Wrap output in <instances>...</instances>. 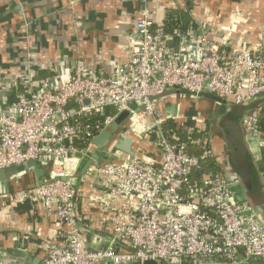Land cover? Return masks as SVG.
<instances>
[{
    "label": "built area",
    "instance_id": "2783aa9c",
    "mask_svg": "<svg viewBox=\"0 0 264 264\" xmlns=\"http://www.w3.org/2000/svg\"><path fill=\"white\" fill-rule=\"evenodd\" d=\"M140 1L128 61L103 74L78 59L71 78L18 92L13 102L0 104V170L31 161L52 163L49 179L8 199L54 205L59 220L72 227L66 244L50 242L37 264H145L158 259L170 264H264V223L252 206H239L227 178L232 172L226 154L216 153L209 137H190L191 145L204 147L199 155L189 151L188 142L171 140L159 104L172 89L209 92L233 104L264 96V26L253 49L229 56L205 37L194 49L184 44L171 49L164 29L154 25L149 0ZM106 108L113 112L105 113ZM123 111L146 128L144 135H157L159 153L137 149L129 156L115 142L101 151L102 164L95 161L81 175L92 182L99 179L103 188H93L92 200L105 211L120 197L133 198L130 206L136 209L130 222L121 208L111 218L115 240L127 248L90 250L76 226L80 188L75 182L81 164L97 153L94 139ZM96 113L101 118L90 122L88 117ZM261 119L260 110L244 115L245 139L262 135ZM128 134L125 130L121 137ZM208 158L218 170L203 171Z\"/></svg>",
    "mask_w": 264,
    "mask_h": 264
},
{
    "label": "crops",
    "instance_id": "0c3cea01",
    "mask_svg": "<svg viewBox=\"0 0 264 264\" xmlns=\"http://www.w3.org/2000/svg\"><path fill=\"white\" fill-rule=\"evenodd\" d=\"M141 5L140 0H0V104L13 102L18 92L71 78L78 59L96 72L111 73L131 55ZM149 6L154 25L166 30L171 49L181 44L194 49L205 37L229 56L234 51L251 50L261 40L264 0H149ZM170 19L180 26L188 21L189 27L172 32L166 25ZM225 102L194 97L182 89L169 90L159 100L160 109L163 116L167 110H174L175 116L163 118L162 125L175 123L188 143L190 137H209L210 147L226 154L224 133L217 123L218 115L229 110V102ZM259 110L264 119V96L251 111ZM152 134L134 136V151L159 153ZM245 142L264 179V133ZM189 145V151L199 155L201 146ZM37 181L35 172L27 170L7 187H0V260L41 261L50 242H67L72 227L59 220L54 205L30 200L16 204L8 199L9 194ZM77 181L76 226L87 247L127 248L115 240L111 218L121 208L124 219L132 221L136 214L130 206L133 198L120 197L105 211L92 200L93 188L99 191L103 185L81 175Z\"/></svg>",
    "mask_w": 264,
    "mask_h": 264
},
{
    "label": "water",
    "instance_id": "95a60500",
    "mask_svg": "<svg viewBox=\"0 0 264 264\" xmlns=\"http://www.w3.org/2000/svg\"><path fill=\"white\" fill-rule=\"evenodd\" d=\"M194 97L203 96L214 100L221 104H226L225 100L216 96L215 94L209 92H201L199 94H192ZM85 103L88 104L90 101L88 99L85 100ZM174 110H167L163 118H174ZM132 122L134 126H132ZM217 123L222 129L225 138L226 144V159L228 171L232 172L234 176L237 178V183L235 188L240 190L242 195L245 197L246 201L250 203L248 192L253 190V163L250 157V153L247 149V145L245 143V137L242 131V127L239 121L236 120L234 113L229 110H224L217 117ZM125 130H129L130 134L124 136L121 135L125 132ZM146 128L136 122L135 118H130L129 111H123L119 114V116L115 119L113 124L109 129L103 131L98 137L94 139L96 146L98 147L97 153L93 155V158L85 161L81 164V172L80 175L84 174L85 171L96 162L102 164L105 160L104 155L101 153L102 150L108 149L113 143H115V148L126 155L134 156V144L135 139L134 136H144L146 133ZM30 170L34 171L38 181L35 185L27 186L24 189H28L36 186L37 184L43 183L46 179L50 178V173L47 168V163L41 161H31L23 166H12L3 170H0V187L8 186L10 182L17 178L23 172ZM66 180V177H63ZM99 182V179H98ZM76 186H78V181L75 182ZM23 190V189H21ZM19 191V190H17ZM16 192V191H15ZM37 262H29L26 259H22L19 261H7L0 260V264H37ZM108 264H139V262H114L111 260H104ZM145 264H170L166 259H158V260H149L146 261Z\"/></svg>",
    "mask_w": 264,
    "mask_h": 264
},
{
    "label": "trees",
    "instance_id": "16d2710c",
    "mask_svg": "<svg viewBox=\"0 0 264 264\" xmlns=\"http://www.w3.org/2000/svg\"><path fill=\"white\" fill-rule=\"evenodd\" d=\"M172 16H169V18H171ZM178 23L172 19H170L169 22H167V28H170V31L173 32V29H179L181 30V32H184L185 30L188 29L189 27V22L185 21L183 23L182 26H180ZM164 29V28H163ZM165 33L166 30L164 29ZM167 34V33H166ZM262 102V96L255 98L251 101L242 103V104H233V103H228L227 104V108L229 109V111L234 113V116L236 118L237 121L240 122L241 127H242V119L244 117L245 114H247L248 112H250L252 109L256 108L258 105H260V103ZM105 113H111L113 112V110H111L110 108H106L104 110ZM102 115H100V113H96V114H92L88 117V120L90 122H94L95 120L101 118ZM163 129L166 133V135L173 141H183L186 136L185 133L181 130L178 129V127L175 125V123L173 122H168L165 123L163 125ZM243 131V128H242ZM260 131H262L264 133V119H261L260 121ZM244 134V131H243ZM245 137V135H244ZM157 135L155 133L152 134V139H154L155 141L157 140ZM246 143V142H245ZM204 150V147L201 146V150H198V154H202V151ZM251 157V155H250ZM252 159V163H253V190L248 192V197L250 200V203L248 201H246V199L242 196V194L234 187L236 185V181L237 179L235 178L233 173H229L227 174V178L229 180V182L232 185L233 188V192L235 194V196L237 197V201L239 206L242 205V210H246V208L248 206H252L255 209V213L256 216L264 223V179L262 178V175L259 171V169L257 168V165L255 164L253 158ZM207 164L204 167L203 171H211V170H218V167H216L214 165V163L210 160V158H208L207 160ZM51 162L47 163V168L49 170L50 173V169H51ZM201 175V173H197L196 178H199Z\"/></svg>",
    "mask_w": 264,
    "mask_h": 264
},
{
    "label": "rangeland",
    "instance_id": "374dc122",
    "mask_svg": "<svg viewBox=\"0 0 264 264\" xmlns=\"http://www.w3.org/2000/svg\"><path fill=\"white\" fill-rule=\"evenodd\" d=\"M239 192H240V190H238ZM241 193V192H240ZM242 194V193H241ZM243 196V195H242ZM244 197V196H243ZM245 198V197H244ZM241 207H242V205H241Z\"/></svg>",
    "mask_w": 264,
    "mask_h": 264
}]
</instances>
